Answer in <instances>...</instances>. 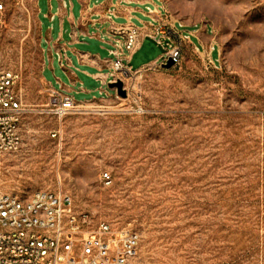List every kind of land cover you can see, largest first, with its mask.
Returning a JSON list of instances; mask_svg holds the SVG:
<instances>
[{
	"label": "rangeland",
	"instance_id": "1",
	"mask_svg": "<svg viewBox=\"0 0 264 264\" xmlns=\"http://www.w3.org/2000/svg\"><path fill=\"white\" fill-rule=\"evenodd\" d=\"M139 2L133 23L163 27L181 63L132 74L126 98L75 90L79 111L59 119L50 84L65 78L42 51L37 0H0V69L19 75L24 110L0 191L70 198L89 220L79 240L102 223L129 232L125 264H264V0ZM165 53L145 38L130 67Z\"/></svg>",
	"mask_w": 264,
	"mask_h": 264
},
{
	"label": "built area",
	"instance_id": "2",
	"mask_svg": "<svg viewBox=\"0 0 264 264\" xmlns=\"http://www.w3.org/2000/svg\"><path fill=\"white\" fill-rule=\"evenodd\" d=\"M3 9L0 4V14ZM145 38L155 40L166 50L160 65L169 60L174 66L181 63V44L163 27L150 34L148 27L126 25L110 32L109 39L114 42L109 52L113 59L111 82L121 80L125 88V79L140 72L133 71L129 63ZM164 40L168 42L166 47ZM18 80L17 73L0 69V154L16 153L22 146L24 110L15 91ZM50 105L51 114L59 119L80 109L72 96L54 88L50 91ZM88 223L87 216L73 215L71 200L66 196L38 192L21 200L0 191V264H125L123 251H133L136 239L129 232L119 235L105 223L100 224L95 241L77 239ZM77 246L80 254L73 251Z\"/></svg>",
	"mask_w": 264,
	"mask_h": 264
},
{
	"label": "crops",
	"instance_id": "3",
	"mask_svg": "<svg viewBox=\"0 0 264 264\" xmlns=\"http://www.w3.org/2000/svg\"><path fill=\"white\" fill-rule=\"evenodd\" d=\"M139 4V0H37L41 47L44 42L48 46L42 51L53 73L55 58L59 64L65 78L64 82L57 78L62 85L61 92L71 96L76 90L85 95L98 93L101 97L111 93L109 52L114 42L109 39L110 32L126 25L139 28L133 23L137 14H141ZM124 58H127L126 53ZM160 58L143 64L136 71L156 65ZM50 87L53 88L51 84Z\"/></svg>",
	"mask_w": 264,
	"mask_h": 264
},
{
	"label": "water",
	"instance_id": "4",
	"mask_svg": "<svg viewBox=\"0 0 264 264\" xmlns=\"http://www.w3.org/2000/svg\"><path fill=\"white\" fill-rule=\"evenodd\" d=\"M162 67L164 69H171L173 67L172 60H169L166 64L162 65ZM108 87L111 91H115L121 98L127 97V93L124 89V83L121 80H118L117 82H111Z\"/></svg>",
	"mask_w": 264,
	"mask_h": 264
}]
</instances>
